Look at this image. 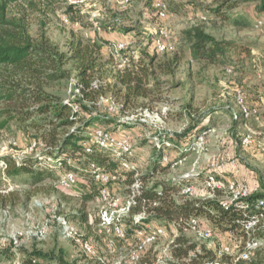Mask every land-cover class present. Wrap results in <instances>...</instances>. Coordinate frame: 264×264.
Here are the masks:
<instances>
[{
    "label": "rangeland",
    "instance_id": "obj_1",
    "mask_svg": "<svg viewBox=\"0 0 264 264\" xmlns=\"http://www.w3.org/2000/svg\"><path fill=\"white\" fill-rule=\"evenodd\" d=\"M165 1L170 8L165 21H158L153 0H95L77 7H70L65 0H32L12 6L8 17L23 19L29 35L35 41L45 36L63 52H67L68 45L79 37L110 43L125 39L127 35H134L141 48V59L149 63V59L155 57L153 69L156 72L151 82L153 96L123 107V96L109 92L106 95L122 106L121 113L109 115L106 105L98 99L93 115L101 117V120L91 126L90 132L96 128H106L116 134L124 130L130 132L134 137L141 175L152 169L155 153L153 140L159 136V130L166 133L164 137H170L182 148V141L189 140L193 144L203 135L204 147L199 154L184 149L185 156L182 160L151 181L153 184L157 181L172 183L189 179L200 188V194L196 198H177V203L215 200L210 199L212 194L203 188L204 179L209 174L216 175L220 180L225 178L223 181L236 179L242 184H250L248 181L252 179L264 190V107L256 103L264 100V24L255 26V22L262 16L264 0ZM235 4L239 6L234 8ZM216 9H222L224 14L216 16ZM65 15L70 18L69 25L62 22ZM160 26L167 33L168 50L165 53H157L153 47V39ZM195 29L203 31L216 41L232 44L233 47L220 57L217 64L195 60L187 37V32ZM104 52L105 55L108 54L106 50ZM160 66L163 71H160ZM67 69H72V66L69 65ZM0 76L18 86L26 87L28 83L24 73L17 69L0 67ZM72 77L74 76L46 87V93L62 101L72 99V91L69 93ZM107 81L114 82L112 76ZM8 91L9 88L3 93ZM239 97L244 102L252 104L254 101L252 105H258V120L242 118L235 121L234 116L240 112ZM87 103L86 105H90ZM139 107L159 112L160 120L155 122V126L145 130L134 125L119 129L121 117ZM36 108L37 105L31 103L0 98V241L3 242L0 244V264H14L16 256L23 259L35 253L47 255L45 259H41L43 264H60L57 260H51V257L58 259L62 255L63 263L92 264L84 258L77 244L63 238L57 225L51 227L45 240L34 238L16 251L12 247V236L29 228L35 230L50 217L47 210L35 206V201H46L57 205L59 214L66 215L86 236L96 240L102 254L107 253L105 239L96 226L99 199L95 197L86 200L85 197L91 194L92 188H88L89 192L80 182L71 190H63L58 187L54 178L34 185L27 174L5 178L1 170L4 157L23 161L35 158L41 150L31 148L34 140H42L46 136L44 130L33 126L38 118L32 116L31 111ZM164 109L167 110L166 113H162ZM83 111L87 114L85 118L89 119L88 113ZM25 117L26 121L23 122ZM249 131L255 133L256 143L247 149L243 147L242 139ZM173 152L178 153L176 150ZM173 154L172 157L175 156ZM234 161L242 171L238 178H234L230 170ZM216 163L222 170L211 172V165ZM130 183V178L116 181L115 192L127 195ZM217 197L220 196L217 194ZM80 217H86L88 223L83 222ZM200 218L213 226L207 217ZM90 220L95 223L94 226L89 225ZM128 220L126 225L131 236L133 226ZM150 221L154 224L163 222L157 217H152ZM217 232V240L207 244L210 248L217 245L219 240H229V231ZM260 236L264 239V235ZM128 243L124 246L127 247ZM153 259L154 252L150 249L143 264H151ZM250 264H264V241Z\"/></svg>",
    "mask_w": 264,
    "mask_h": 264
},
{
    "label": "built area",
    "instance_id": "obj_2",
    "mask_svg": "<svg viewBox=\"0 0 264 264\" xmlns=\"http://www.w3.org/2000/svg\"><path fill=\"white\" fill-rule=\"evenodd\" d=\"M70 7L84 5L87 2L92 3L95 0H65ZM155 13L158 21H165L169 16V4L165 0H153ZM65 25L70 24L68 15L62 17ZM258 26L264 24V15L257 21ZM153 47L157 53H165L168 50L167 33L163 26L155 33L153 39ZM104 50L110 54L113 59L114 66L120 72L126 69L136 67L140 63L141 48L135 36H130L122 40L111 41ZM99 81H94L91 87L86 89L82 83L75 77L70 80V90L72 91V99H66L64 102L70 105L72 112L80 114L83 105H86L85 94L93 89H98ZM101 103L107 107L109 115H118L121 113L122 106L115 103L107 95L99 98ZM240 112L234 116L235 121L259 119V107H251L239 97ZM166 109L162 113H166ZM160 120L159 112L152 109L139 107L130 112H126L119 123L131 124L145 130L148 127L155 126V122ZM120 126L119 129H122ZM124 130V129H123ZM159 136L153 140L156 147L163 146L171 149L173 144L164 138L161 142V136L166 133L158 131ZM91 140L84 143L86 153H92L94 150L109 153L117 162V173L100 168L91 163L88 172L96 184L99 191V210L97 212V228L105 239L107 253L102 254L99 245L92 237L86 236L82 230L68 219L64 214L58 213V206L54 203L46 201H35V206L42 210H47L50 217L39 224L35 230L19 231L11 237L13 249L16 251L23 244L32 241L34 238L45 240L50 234L51 227L57 225L61 231L63 238L70 240L78 245L82 255L92 264H143L146 254L153 249L154 259L151 264H250L253 261L255 253L258 251L264 241V196L257 199L255 203V212L250 219L245 221L238 229L227 232L229 240L227 242L218 241L217 245L210 248L207 244H212L217 240L218 232L207 221H203L200 217L192 216L190 218L180 217L179 219H159L163 221L160 224H154L150 217L154 216L147 212L133 214V209L138 205V198L142 195V191L147 185L140 178V170L136 158V147L133 135L127 130L121 131L119 134L113 133L106 128H96L90 132ZM149 137V136H148ZM167 138V139H166ZM256 143V135L253 132H247L242 139L244 148L250 149ZM95 147V149H94ZM204 147V136L201 135L187 149L195 154H199ZM31 148L41 149L36 157L44 159L40 169L51 170L55 165V160L50 157H44L43 154L49 148L46 143L40 139L32 142ZM186 150V151H187ZM180 160L173 158L169 154H164L161 158L162 165H171L174 167ZM18 161V160H17ZM20 162V161H19ZM68 164L72 163L71 159L67 160ZM19 164V163H18ZM58 187L63 190H71L81 180L79 175L73 171L62 170L63 166L58 163ZM211 172L222 170L216 163L211 165ZM8 166L1 163V170L7 178ZM234 178H238L242 173L240 167L234 161L230 167ZM210 172V173H211ZM131 179V183L127 186L128 194L121 195L115 192V182ZM224 180V179H223ZM220 180L216 175L209 174L205 177L203 188L210 192L221 207L232 208L242 207L244 201L256 194L264 193L259 185L242 184L236 179ZM177 198L192 199L200 194V188L191 180L185 179L179 182ZM217 194L220 197H217ZM158 196H163L161 189ZM206 200V199H203ZM150 205L158 206L159 201H149ZM130 219L133 226V233L130 236L126 221ZM92 220L89 221L90 226H94ZM238 234H240L238 236ZM185 238L187 242L194 245V249L187 256H176L177 250L184 246L179 241ZM129 242V243H128ZM128 243L127 247L124 246ZM0 244H3L0 241ZM14 264H24L20 256H16Z\"/></svg>",
    "mask_w": 264,
    "mask_h": 264
},
{
    "label": "trees",
    "instance_id": "obj_3",
    "mask_svg": "<svg viewBox=\"0 0 264 264\" xmlns=\"http://www.w3.org/2000/svg\"><path fill=\"white\" fill-rule=\"evenodd\" d=\"M30 1L32 0H0V67L17 69L24 73L25 80L28 82L26 87L18 86L5 79L4 76H0V80H3L0 82V98L37 105V108L31 111V115L38 118L33 126L45 131L46 136L42 137V141L51 149L44 152L43 156L54 159L56 163L51 170H43L40 169L44 161L42 158L35 157L19 162L12 157H4L2 160L8 166L7 176L14 178L27 174L31 178L32 184L38 185L47 179L57 180V166L58 163H61L62 170L73 171L79 175L81 181L78 184L83 183L85 189L92 188L91 194L85 195L86 200L95 197L99 199L98 188L87 170L89 165L95 163L97 167L114 171L113 174L116 176L121 172L115 171L117 162L109 153L97 150L92 153L85 151L84 143L91 140V126L97 120H101V117L93 115L94 105L102 95L109 92L116 96H123V107L135 104L141 99H150L153 96L151 82L154 72H156L153 69L156 59L151 57L149 63L141 60L136 67L120 72L114 66L110 54L105 55L104 48L109 45L108 41L79 37L68 45L67 52L61 51L59 46L45 36H42L39 41H35L29 35L23 19L8 17L12 6ZM238 6L235 4L234 8ZM261 12L264 15V7L261 8ZM222 14H224L222 9L215 10L216 16H222ZM255 26H258L257 21ZM187 37L192 46L195 60L208 64H217L220 57L233 47L232 44L216 41L199 29L187 32ZM69 65L72 66V69H67ZM159 69L163 71L161 66ZM71 75L78 79L86 89L90 88L94 81L100 82L98 89L90 90L85 94V100L90 105H83L80 114L73 113L70 105L45 91L46 87L69 79ZM109 76H112L113 83H108ZM4 85L8 87L6 88ZM8 88V93H3ZM250 103L246 101V104L251 107H257L252 105L255 103L254 101L252 104ZM83 110L88 113L89 119L85 118L87 114ZM106 119L110 121L109 118ZM22 121L25 122L26 117ZM118 126L133 127L131 124L121 125L120 123ZM164 138L161 136V142H164ZM168 140L173 144L171 149L164 147L163 143L160 147L153 146L155 153L152 158V169L139 178L146 183L147 188L138 198V205L133 209V214L147 212L158 219L172 220L180 217L205 216L212 221L214 228L219 232L234 231L252 217L255 212V203L259 197L264 196V193L246 199L242 207L223 208L217 201L177 203L174 196L178 197L179 181L172 183L171 181H157L151 184L152 180L171 169V165L161 164L164 154L172 156L174 153L175 156L179 155L178 157L173 156L175 159H183L184 149H188L192 145L189 140L182 141L180 139L179 141L183 143L182 148L170 137ZM175 150L178 153L173 152ZM68 159L72 160L71 164H68ZM160 189L163 193L161 197L158 196ZM87 191L90 192V189ZM155 200L159 201L158 206L149 204V201ZM152 217L148 220H152ZM80 219L88 223L86 217H80ZM179 241L184 243V246L177 250L176 256H187L194 249V245L183 237ZM46 256L42 253H35L29 258L23 257V262L24 264H43L41 259ZM62 256H59L58 259L51 257V260H57L60 264H68L63 263Z\"/></svg>",
    "mask_w": 264,
    "mask_h": 264
},
{
    "label": "crops",
    "instance_id": "obj_4",
    "mask_svg": "<svg viewBox=\"0 0 264 264\" xmlns=\"http://www.w3.org/2000/svg\"><path fill=\"white\" fill-rule=\"evenodd\" d=\"M127 37H130V35H127ZM262 102H264V100L262 99L261 102L260 100L259 101H256L257 104H261L259 105L260 107H264V104L262 105ZM250 183V185H256L257 182L253 181L252 179L248 181Z\"/></svg>",
    "mask_w": 264,
    "mask_h": 264
}]
</instances>
